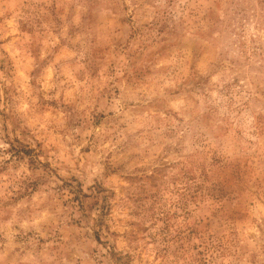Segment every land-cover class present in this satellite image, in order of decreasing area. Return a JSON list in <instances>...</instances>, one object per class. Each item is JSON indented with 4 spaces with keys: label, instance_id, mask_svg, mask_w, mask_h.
<instances>
[{
    "label": "rangeland",
    "instance_id": "obj_1",
    "mask_svg": "<svg viewBox=\"0 0 264 264\" xmlns=\"http://www.w3.org/2000/svg\"><path fill=\"white\" fill-rule=\"evenodd\" d=\"M0 264H264V0H0Z\"/></svg>",
    "mask_w": 264,
    "mask_h": 264
}]
</instances>
